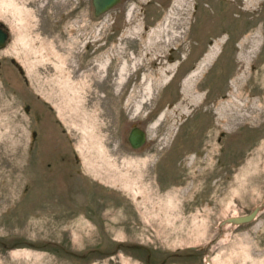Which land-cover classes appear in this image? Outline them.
I'll list each match as a JSON object with an SVG mask.
<instances>
[{"label":"rangeland","instance_id":"rangeland-1","mask_svg":"<svg viewBox=\"0 0 264 264\" xmlns=\"http://www.w3.org/2000/svg\"><path fill=\"white\" fill-rule=\"evenodd\" d=\"M214 1H122V34L96 52L113 36L110 10L97 18L92 0H0V19L10 31L0 49V264H146L131 249L108 252L118 244L155 248L154 262L165 257L164 264H208L204 250L218 237V223L261 201L264 0ZM247 33L252 38L245 39ZM211 34L257 44L233 59L221 58L214 69L208 62L186 87L205 58L195 60L192 53ZM238 111L253 116L233 122ZM47 125L53 137L45 150H72L91 180L115 186L102 212L108 217H45L46 186L60 192L69 180L45 181L44 164L37 166L42 179L36 185L29 180V133L45 134ZM133 125L145 130L152 150L167 147L179 127L181 145L209 152L210 164L202 165L203 157L194 158L192 167L169 164L166 180L151 175L153 168H145L150 161L140 154L125 161L116 154L111 162L112 152L133 149L127 141ZM97 197L106 199L100 190ZM48 207L59 213V206ZM228 227L210 248L209 264H264V210L250 223Z\"/></svg>","mask_w":264,"mask_h":264},{"label":"flooded vegetation","instance_id":"flooded-vegetation-1","mask_svg":"<svg viewBox=\"0 0 264 264\" xmlns=\"http://www.w3.org/2000/svg\"><path fill=\"white\" fill-rule=\"evenodd\" d=\"M122 1H125V0H120L115 6L109 9L110 10L109 18L111 21L109 32L112 34L113 38H109V39L105 38L103 42L98 43L97 46L94 47L93 51L99 52L102 49L103 50L106 49V47L109 45L113 46V42L117 38V35L122 34L123 28L119 26V23H117V15H118L117 6L121 4ZM215 1L219 3L222 2V0H215ZM150 3L151 2L147 3L148 6L150 5ZM140 9H141V12H146V7L140 6ZM93 13H94V7H93ZM96 17L98 18V16ZM0 28L6 33V39H5V45H6V43L8 42L10 38V31H9V27L7 23L3 21L2 19H0ZM199 41H203L205 43H203L201 47L198 45L197 53L193 52L192 56L195 58V60L199 58L201 59L207 55L208 57L210 56L211 57L209 61L210 69H214V65L216 64V62H218L221 58H224L225 56L232 58L234 57V55L237 56V54H239L242 50H245V49H247L246 51L249 50L248 48L249 46L246 43H243V40L241 37L232 40L228 38H222L221 36H214L213 34H211L210 36L205 37L202 40L199 39ZM4 46H1L0 49L3 48ZM225 48L227 49L226 51H225ZM260 50L264 51V42L260 44ZM109 61H111V59H109ZM10 62L14 66L18 67L17 63L15 62L13 58H10ZM26 110H28V107H25V111ZM151 112L152 111H150V113ZM159 114L161 115V113ZM53 115H54L53 117L54 122L57 124L58 121L55 118L56 116L54 113ZM150 116L152 115L150 114ZM38 118L39 117L36 115L33 116L34 121L39 120ZM133 127H139V126L133 125L132 128ZM139 128L142 129L141 127ZM44 130H45V134L43 133L40 134L35 129H32L29 133V140L26 145L27 170L29 172L28 173L29 180H31L32 184L36 185L37 180L39 179L40 181L42 179L40 177L43 174L38 173L37 171L38 169L37 166H41L42 164H44L43 168L49 171L48 172L49 175L46 176L45 181L47 182L52 181V179H56V178H63L64 180L69 179L68 182H66L68 187L65 188V190L60 191V192H57L55 187H51L52 185L46 186L47 192L45 194L43 204L45 205V207H47L48 213L46 214L45 217H108L107 214H104L102 212L104 210V204L106 203V205H108V202L111 203L109 199L110 197L109 193L115 190L114 188L115 186L110 182L109 183L113 186L106 184L104 182L100 183L97 180L96 181L91 180L90 177L88 176V173L82 170V167L80 165V163L82 162L80 161L79 156L76 153L72 152V150L66 151L64 149H60L61 146H59V149L50 148L49 151L45 150L44 148L45 146L47 147V142L49 143L51 140V137L53 136L50 134H47V133H50L49 125H47V127L44 128ZM177 130L172 140L167 145V147H164V145H160L158 146V149H155V150L147 149V147L151 146V143L148 142L146 132H145L144 141L139 147H137L138 149L133 148L131 146L129 142V134H128L127 141L129 145L131 146V148L133 149L116 150L112 152L113 156H111L110 161L113 162V159L116 154H123V161H125L127 158H130L131 154H140L142 155V157H139L140 159H144V161L146 160L150 161L151 166L145 167V168L147 169L151 167L153 168L154 171L151 175H154L156 179L165 178L166 180L168 178L171 179V176L169 174V177H168L166 173H163V169H165V167H167V165L169 164L170 165L180 164V162L182 161L181 162L183 163L182 168H184L185 166L192 167V165L195 162H198L194 158L197 157V159H199L200 157H203L204 160L201 162L202 165H205V164L209 165L210 164L209 152L207 151L205 152L204 150L194 151V152L191 150L189 151V149L187 150L186 149L187 145L185 144L181 145L182 143L180 142L181 140H178ZM60 132L62 134L66 133L65 129L62 126L60 127ZM159 137L162 138L163 136L161 135ZM164 137H166V135ZM219 140H220V137H218V141ZM143 155H147V157H143ZM151 157H154V158H151ZM72 165L74 166L76 165L77 169L74 170L72 168ZM205 168H208V167H205ZM111 173L112 172H109V174ZM109 174H107L108 177H109ZM146 175L148 176L147 173ZM173 177L175 178L176 176H173ZM73 178L77 179V181H74V186H72ZM66 190L68 191L69 195L64 196L63 192ZM99 190L101 194H103L106 197V199L97 197ZM73 193H74V199H72ZM79 195L81 199V200L79 199L80 201L77 200L76 198ZM122 195L125 196L124 193H122ZM56 200L57 202H59V205H56L55 203ZM50 203H51V207H53L54 209L59 206V213H54L53 209H51V211L49 212L48 204ZM73 203L75 204L72 205ZM192 247L193 246H189L188 249L190 251L197 250L196 247H193V248ZM126 249H131L133 251L131 253L132 257H134L137 260L144 261L146 264H152V263L153 264H164L166 262L165 257L160 258L159 261L157 262H154L153 260L156 259L155 255L157 253V250L155 248L153 249L150 246H144V245H138V244H133V245L131 244V245L123 246L122 244H118L115 249H112L108 252L115 253L117 251L126 250ZM96 250L97 249H93V252H95ZM177 254H178V251L172 252V255L174 257ZM193 255L194 254L192 252L187 254L188 257H192Z\"/></svg>","mask_w":264,"mask_h":264},{"label":"water","instance_id":"water-1","mask_svg":"<svg viewBox=\"0 0 264 264\" xmlns=\"http://www.w3.org/2000/svg\"><path fill=\"white\" fill-rule=\"evenodd\" d=\"M120 0H92V5L94 7L95 16H99L102 13L106 12L113 6H115ZM6 33L0 28V47L5 45ZM145 138V131L138 128L133 127L129 133V142L133 148L139 147ZM264 210V197L261 201L256 204L247 214L243 215H231L218 223L219 227V235L216 239H214L209 245H207L205 249V260L210 262V248L212 245L216 244L220 239H222L225 234H223V227L229 226L226 231H231L232 228L247 224L252 222L260 212ZM193 248V247H192Z\"/></svg>","mask_w":264,"mask_h":264},{"label":"bare ground","instance_id":"bare-ground-1","mask_svg":"<svg viewBox=\"0 0 264 264\" xmlns=\"http://www.w3.org/2000/svg\"><path fill=\"white\" fill-rule=\"evenodd\" d=\"M250 2V1H249ZM253 2V1H252ZM182 3V2H181ZM183 4V3H182ZM247 4V3H246ZM252 6V5H251ZM167 18H169V16L167 17ZM163 29H164V27H162V28H159L158 29V31L157 32H154V35L156 36V38L157 37H160V35L162 34V32H163ZM166 30V29H165ZM164 30V31H165ZM252 30V29H251ZM250 33H247V34H245L243 37H246L245 39H249V37H251L252 38V36H249V37H247L248 35H249ZM257 37V36H256ZM259 38V37H258ZM256 40V39H255ZM243 42H248V43H246L248 46H249V48H250V50H252L253 51V49H254V47H255V45L257 44V42L256 41H254V39H252L251 41H243ZM259 42V41H258ZM245 44V45H246ZM258 47H256V49H257ZM242 50V49H241ZM216 52V51H215ZM211 53V52H210ZM209 53V54H210ZM244 53V52H243ZM254 53V52H253ZM249 54V53H248ZM251 54V53H250ZM245 56V55H244ZM242 57V56H241ZM240 57V58H241ZM246 57V56H245ZM247 57H249V56H247ZM251 57V56H250ZM210 56L208 57V55L207 56H205V58L201 61V63L199 64V66L194 70V71H192L189 75H188V78L186 79V81H185V86L186 87H189L190 85H191V83L193 84V80L196 78V76L199 74V73H201V71H202V69L204 68V66L205 65H207L208 64V62L210 61ZM242 59H244L243 57H242ZM213 60V59H212ZM250 60L248 59V62H249ZM247 62V61H246ZM210 63V62H209ZM125 68H126V64L124 63L123 65H122V67L120 68V72H119V75H120V77H122V74H123V72H124V70H125ZM200 75V74H199ZM248 76V75H247ZM124 78V77H123ZM198 78V77H197ZM246 78V77H245ZM121 79V78H120ZM245 84V83H244ZM189 89V88H188ZM244 90V89H243ZM242 90V91H243ZM149 92H150V90H149ZM242 94V93H241ZM238 96H240V95H238ZM251 95H249V94H246V99H247V102L248 103H250L251 102ZM236 99H237V97H236ZM251 99V100H250ZM198 101V100H197ZM259 102V101H258ZM225 103V102H224ZM260 105V104H259ZM87 106V105H86ZM241 106V105H240ZM254 106V105H253ZM248 107V106H247ZM101 108V107H100ZM244 108V107H243ZM246 108V107H245ZM260 108H261V106H260ZM220 109V108H219ZM237 109V108H236ZM240 109V108H239ZM254 109V108H253ZM252 109V110H253ZM98 110V109H97ZM241 110V109H240ZM100 111V113H101V109L99 110ZM242 111V110H241ZM220 112V111H219ZM255 113V112H254ZM99 114V113H98ZM237 116V118H239V119H242V120H250V118H252V116H253V113L252 114H249V116L247 115V114H245V113H240L239 111H238V113H236L235 114V116L234 117H232V121L234 122L236 119H234L235 117ZM253 120H254V118H253ZM236 123V122H235ZM246 123V122H245ZM138 149V148H137ZM216 246V245H215ZM214 246V247H215ZM213 247V248H214ZM213 250V249H212ZM210 257V256H209ZM210 263H211V261H210ZM209 264V263H208Z\"/></svg>","mask_w":264,"mask_h":264}]
</instances>
